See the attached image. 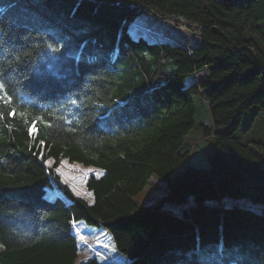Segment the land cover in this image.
<instances>
[{"label":"trees","instance_id":"trees-1","mask_svg":"<svg viewBox=\"0 0 264 264\" xmlns=\"http://www.w3.org/2000/svg\"><path fill=\"white\" fill-rule=\"evenodd\" d=\"M155 20L200 40L135 27ZM0 85V264H264V207L223 203L264 204V140L236 133L264 108V0H0ZM198 92L212 126L195 122ZM195 126L215 138L208 164L174 175ZM62 159L102 171L91 201ZM152 174L166 182L154 205L135 198ZM78 222L125 262H77Z\"/></svg>","mask_w":264,"mask_h":264},{"label":"rangeland","instance_id":"rangeland-1","mask_svg":"<svg viewBox=\"0 0 264 264\" xmlns=\"http://www.w3.org/2000/svg\"><path fill=\"white\" fill-rule=\"evenodd\" d=\"M167 19H173V17ZM175 20H179L180 22L182 21L179 18ZM145 23L146 22L143 21H137L135 23V27L139 30L142 29L149 37L154 36L156 38L159 37L168 39L169 41L185 40L187 43L186 45L189 47L197 45L200 40L196 32L190 27L174 25L168 20L152 21L149 24V27ZM199 75L200 74H197L195 77H198ZM191 80H193V77L187 78V82H190ZM204 102L203 95L198 92L197 95L194 96L195 122H203L212 126V121L209 114L206 112ZM255 111L256 105H252L244 112L236 133L242 138L246 137L247 134H250V137L252 138H260L264 140V108L260 109V112L257 114ZM185 141L190 151L175 168L173 173L174 175L181 174L189 165L206 166L208 164V156L212 152L214 146L215 138L213 134L203 135L199 131L198 127L195 126L185 135ZM56 172L60 176L61 180L67 184L75 194L80 195L89 201H91V194L85 186L86 181L90 175L98 176L102 173L100 169L92 166H84L78 162H69L66 159H62L60 161V164L56 168ZM150 180L151 184L145 185L135 198L145 204L154 205L158 198L165 193L166 182H161L155 174L151 175ZM49 189H51L49 193L50 195L60 196V191L62 189L55 188L54 186ZM191 201L192 199L188 198L186 203L178 205L168 204L165 205V207L167 209L170 208L179 211L184 207H188ZM223 203L245 204L258 209L264 207V204H253L246 198H227L223 200ZM75 227L78 231L79 239L81 236L85 238L83 241L80 239L81 252L77 262L87 259L91 257V255H99L114 261L125 262L124 257L115 254L112 241L109 235L102 228L90 226L84 222L75 223Z\"/></svg>","mask_w":264,"mask_h":264},{"label":"snow or ice","instance_id":"snow-or-ice-1","mask_svg":"<svg viewBox=\"0 0 264 264\" xmlns=\"http://www.w3.org/2000/svg\"><path fill=\"white\" fill-rule=\"evenodd\" d=\"M3 88V85H0V89ZM0 102H3L5 104H8L11 102V97H8L7 100L4 99V97L0 96ZM3 115V112H0V116ZM8 115L9 116H13L15 117L16 116V109H11L9 112H8ZM22 116H26L27 114H21ZM39 119V118H37ZM37 131V128H36V122L33 121L29 127V132L30 133H35ZM80 239L83 241L85 238L83 236L80 237Z\"/></svg>","mask_w":264,"mask_h":264}]
</instances>
